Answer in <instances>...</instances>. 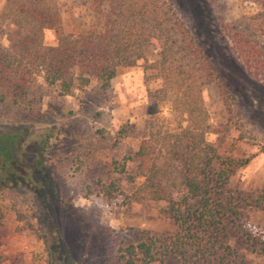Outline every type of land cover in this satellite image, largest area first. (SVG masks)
<instances>
[{
    "label": "trees",
    "instance_id": "trees-1",
    "mask_svg": "<svg viewBox=\"0 0 264 264\" xmlns=\"http://www.w3.org/2000/svg\"><path fill=\"white\" fill-rule=\"evenodd\" d=\"M87 1L96 19L94 28L66 34L53 0H5L0 9V41L5 38L8 45L0 46V102L20 105L38 79L58 86L63 96L88 85L92 78L102 90H109L120 70L143 61L145 83L156 80L155 88H147L149 135L134 156L109 165L115 173L125 174L134 188L125 195L116 181H103L98 173L94 184L110 202L123 198L166 203L164 211L175 233L162 236L142 231L140 242L119 250V263L167 264L173 257L179 264H246L233 245L237 240L264 264V238L244 224L249 208L264 207V186L257 195L234 188L231 178L251 159L221 153L206 140L207 134L221 130L211 124L203 90L211 84L227 85L225 74L213 66L171 1ZM244 1L259 7L254 20L264 38V0ZM223 27L242 70L264 84V43H252L233 27ZM48 29L57 33L55 46L44 43ZM151 49L158 50L153 62L148 60ZM124 134L126 130L121 128L114 144L120 143ZM27 135L23 130L0 132L2 190L33 187L32 183H38L37 172L50 182L43 151L35 169L24 167L19 155ZM90 152L94 153L88 150L86 154ZM134 159L138 165L135 173L129 174ZM106 167L96 164L93 170ZM138 178L143 181L136 185ZM33 189L38 194L39 187ZM3 263L6 260L0 252ZM7 264L33 263L22 255Z\"/></svg>",
    "mask_w": 264,
    "mask_h": 264
},
{
    "label": "rangeland",
    "instance_id": "rangeland-1",
    "mask_svg": "<svg viewBox=\"0 0 264 264\" xmlns=\"http://www.w3.org/2000/svg\"><path fill=\"white\" fill-rule=\"evenodd\" d=\"M53 1L60 10L64 33L78 34L94 28L96 19L87 0ZM169 1L199 39L213 66L226 76L227 85L211 84L203 90L211 124L221 130L207 134L206 140L221 153L251 159L231 183L257 195L264 186V84L242 70L223 26L233 27L262 46L264 38L254 20L259 7L244 0ZM4 3L0 0V9ZM44 43L55 46L57 33L46 30ZM7 45V40L1 39L0 46ZM157 57L158 50L148 52L150 62ZM155 86L154 78L145 83L140 61L135 67L120 70L109 90H102L92 78L88 85L63 96L58 86L38 79L20 105L9 100L0 102V132L27 131L19 155L24 167L35 169L43 151L51 177L46 182L43 173L37 172L38 183H32L33 187L9 190H2L0 181L3 264L22 255L31 258L33 264H120L119 250L140 242L142 231L162 236L175 233L164 211L166 203L123 198L110 202L94 184L98 173L103 181H116L125 195L132 192L134 185L127 182L126 175L115 173L109 165L115 161L122 164L125 156H134L148 138L151 102L147 88ZM121 128L126 134L116 145ZM88 150L94 153L88 155ZM96 164L107 167L97 172L93 170ZM137 165L134 159L128 173H135ZM142 181L138 178L136 185ZM34 187H39L38 194ZM244 224L248 231L264 238V207L249 208ZM233 245L246 258V264L262 263V258L244 250L237 240ZM167 264L179 263L170 257Z\"/></svg>",
    "mask_w": 264,
    "mask_h": 264
}]
</instances>
